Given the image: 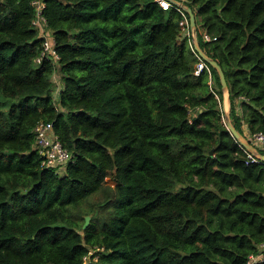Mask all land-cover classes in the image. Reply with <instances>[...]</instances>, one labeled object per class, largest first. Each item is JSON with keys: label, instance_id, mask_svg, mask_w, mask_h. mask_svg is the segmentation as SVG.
<instances>
[{"label": "trees", "instance_id": "1", "mask_svg": "<svg viewBox=\"0 0 264 264\" xmlns=\"http://www.w3.org/2000/svg\"><path fill=\"white\" fill-rule=\"evenodd\" d=\"M33 1L0 0V264H264V163L246 164L223 126L216 71L194 75L180 13L40 0L55 66L35 62ZM185 3L234 127L264 134V0ZM39 122L68 163L41 165Z\"/></svg>", "mask_w": 264, "mask_h": 264}, {"label": "built area", "instance_id": "2", "mask_svg": "<svg viewBox=\"0 0 264 264\" xmlns=\"http://www.w3.org/2000/svg\"><path fill=\"white\" fill-rule=\"evenodd\" d=\"M182 3H185V0H179ZM156 2L163 8L169 9L174 8L181 15V20L179 21V28L181 36L186 37L189 41V46L196 57V63L194 65V75L199 76L202 73H206L209 78V84H211V68L204 62L198 54L194 51L191 44V29L188 15L181 10L180 8L172 5L168 0H156ZM34 8V19L32 21L33 25L37 28L40 38L43 39L41 51L36 57L35 62L41 64L43 61L49 62L53 65H57L60 60L59 55L57 54L54 41L50 38L49 33L46 30L47 23L43 15L45 4L40 0H35L32 2ZM203 40L206 42L214 41L216 38H212L209 34H202ZM53 81L55 83V88H58V80L56 73L54 74ZM250 143L257 148L259 151L264 152V134L261 132L249 134L247 138ZM240 149L246 155V164L249 163H262L257 158L253 157L248 153L243 147L238 145ZM35 148L38 150V153L43 157L41 165L46 168L54 167L59 164H66L70 160V154L62 146L57 135L53 132L52 124L49 122H39L35 127ZM260 251L264 250V243L260 245ZM262 261V256L260 253L251 254L247 257L246 264H258Z\"/></svg>", "mask_w": 264, "mask_h": 264}, {"label": "water", "instance_id": "3", "mask_svg": "<svg viewBox=\"0 0 264 264\" xmlns=\"http://www.w3.org/2000/svg\"><path fill=\"white\" fill-rule=\"evenodd\" d=\"M172 5L183 10L189 18L190 29H191V44L194 51L198 54V56L206 62L210 68L216 71L219 83L221 87V111H222V123L226 130L229 132L231 137L236 141L238 145L243 147L248 153H250L253 157L257 158L260 162L264 163V154H262L257 148H255L250 141L243 136L233 125L230 118V109H231V101L228 85L225 79V75L222 67L212 58L207 56L203 50L201 49L197 38H196V14L199 8L192 9L186 3H182L179 0H168ZM90 216L84 217V224L82 226L83 229L89 225Z\"/></svg>", "mask_w": 264, "mask_h": 264}, {"label": "rangeland", "instance_id": "4", "mask_svg": "<svg viewBox=\"0 0 264 264\" xmlns=\"http://www.w3.org/2000/svg\"><path fill=\"white\" fill-rule=\"evenodd\" d=\"M104 184L114 186L115 185V182L112 179L109 178V179H106L105 180ZM94 201H97V198L96 197H93L92 199H89L88 202L83 203V205L81 206L82 209L83 210H87L89 202H94Z\"/></svg>", "mask_w": 264, "mask_h": 264}, {"label": "crops", "instance_id": "5", "mask_svg": "<svg viewBox=\"0 0 264 264\" xmlns=\"http://www.w3.org/2000/svg\"><path fill=\"white\" fill-rule=\"evenodd\" d=\"M197 22H198V17L196 16V29H198V24H197ZM195 33H196V31H195ZM197 38V37H196ZM216 86V85H215ZM215 88V87H214ZM235 103H237V102H235ZM238 104V103H237ZM245 128V127H244Z\"/></svg>", "mask_w": 264, "mask_h": 264}]
</instances>
